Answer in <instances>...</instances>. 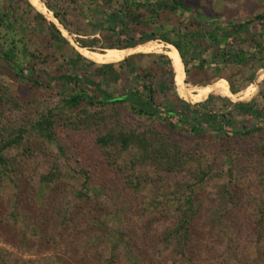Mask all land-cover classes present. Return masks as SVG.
Wrapping results in <instances>:
<instances>
[{"label": "rangeland", "instance_id": "1", "mask_svg": "<svg viewBox=\"0 0 264 264\" xmlns=\"http://www.w3.org/2000/svg\"><path fill=\"white\" fill-rule=\"evenodd\" d=\"M181 1L190 17L163 10L132 32L197 35L185 47L187 72L160 39L126 52L136 55L128 76L160 111L153 117L124 103L66 107L56 87L34 84L0 58V145L14 142L1 152L0 264H264V19H255L264 0ZM30 2L33 11L23 0H0V43L34 51L40 71H71L69 47L50 24L96 62L123 53H110L125 42L120 26H109L126 0ZM137 14L150 16L143 7ZM213 21L218 40L239 29L237 38L213 47ZM225 50L227 60L217 54ZM153 53L172 59L180 82L173 74L171 85ZM29 62L21 60L23 69ZM101 88L126 90L112 81ZM227 111L230 123L221 117ZM45 117L51 138L38 131ZM198 124L207 132L193 130Z\"/></svg>", "mask_w": 264, "mask_h": 264}, {"label": "trees", "instance_id": "2", "mask_svg": "<svg viewBox=\"0 0 264 264\" xmlns=\"http://www.w3.org/2000/svg\"><path fill=\"white\" fill-rule=\"evenodd\" d=\"M25 2V6H27L30 10H34L31 7L30 0L29 4L27 0H23ZM125 4L133 8L126 9V12H119L116 13V20L112 23H110V30H115L116 27H119L121 29V34H123V41L125 42L124 46L121 47H115V48H122L127 49L129 47H135L140 43H144L148 40H156L160 39L162 42L170 43L172 44L173 48L175 49L176 53L180 55L185 71L187 72V64H186V51L185 47L190 42H193L194 39L197 38V35L195 36L193 33H178V39L173 40L170 39L168 35L164 34H156L155 32H144L143 30L138 33V38L133 34V28L135 25H142L145 23H149L152 20V17H157L158 13L163 10H169L170 12H176L177 10H180L182 13L188 12L189 17L191 16V12L188 7L183 3L181 0H159L158 2H150V0H126ZM34 7V5H32ZM143 7L146 8L150 12V16L148 17H142L141 19L138 17V10ZM132 9V10H131ZM37 13V12H35ZM37 16L43 18V16L40 13L36 14ZM54 15L56 18H58V14L54 12ZM142 16L141 14H139ZM1 21L4 22L7 14L6 12L1 13ZM192 16H196V21L204 22L203 19L199 17V14L197 12H194ZM44 19V18H43ZM194 18L191 17V21ZM255 19L261 20L264 19V15H257L255 16ZM207 23H210L209 21H206ZM249 22V21H248ZM247 23V22H246ZM213 28H211V31L208 32V37L210 39L211 45L214 47L216 45L221 44H227L230 39L234 38L236 36L237 38V31L239 29H236L235 31H225L223 33V36H221V39L218 40L215 30L219 28L217 22H211L210 24ZM244 24H240L238 27H242ZM6 27H8L11 30L12 24L6 20ZM56 34H52L53 38L56 40L64 41L65 44L69 47L70 50V57H65L64 62L66 66H69L71 68V71L68 70L58 76H50L48 73L44 71H40L37 66L34 64L33 60L36 58L34 51H28L26 50L25 46H21L23 49H18L15 43H9L7 47H4L2 43H0V58L1 60L7 64L14 72L15 74H18L21 77H24L28 79L29 81L33 82L34 84L38 85H44L46 87L54 88L56 87L60 92L64 94V104L66 107L74 108L80 105L82 102H87L89 105L93 106H104L106 104H116V103H124L128 104L131 111L134 112L137 115H145L147 117H153L155 114L160 112L156 105L154 104V99L152 96H145L143 93L138 90L139 88H136V85H134L133 80H131V77L128 76L129 69L133 65V60L136 58V55L129 56L126 52L120 53V57L112 60L102 61V62H96L95 60H92L90 58H87L84 56L81 52L75 51V49L69 44L68 41H66L59 31L55 28L53 24H50V27ZM167 31V30H165ZM170 33V32H169ZM6 41V40H5ZM79 44L82 47H88L86 44H82L79 42ZM113 48V46L111 47ZM17 49V50H16ZM177 49V50H176ZM226 50L222 52H217V54L223 59L227 60L226 57ZM142 55V54H139ZM153 57L162 58L164 60L165 66L167 68V73L170 74V80L171 85L174 84L173 80V67L172 62L170 59H168L167 55L163 54H149ZM84 56V57H83ZM129 56V57H127ZM19 57L29 58L30 62L27 65L26 73H24L25 69L21 66V60L24 58H21L19 60ZM126 57V58H125ZM88 60H87V59ZM90 60V61H89ZM93 61V62H92ZM80 62L86 63L87 66L94 67L93 70L90 72L88 70H85L84 73L78 71V65ZM95 62V63H94ZM98 63V64H97ZM132 69V68H131ZM181 78H182V70H181ZM106 81H112L117 84L124 83V87H126L125 91L119 95H112L105 89L101 88V84ZM142 83V82H141ZM81 85L90 86L92 88V91L95 92V95L87 94L85 93V89L80 88ZM90 88V89H91ZM169 119L175 115L174 112L169 111L167 113ZM225 119V122L230 123V119L232 118V112L227 111L225 114H222V116ZM51 126V121L45 117L38 123V131L42 135H44L46 138H51L50 132L48 131V128ZM259 126L256 125V127H250L245 128L242 133L249 132L250 129H257ZM193 130L196 132L204 133L207 132V130L202 127V124H198L197 126H193ZM223 131V128H216L214 131ZM19 136H17L14 140H17ZM14 142L12 140L4 142L0 145V164H5V161L1 155V152L8 146L12 145Z\"/></svg>", "mask_w": 264, "mask_h": 264}, {"label": "bare ground", "instance_id": "3", "mask_svg": "<svg viewBox=\"0 0 264 264\" xmlns=\"http://www.w3.org/2000/svg\"><path fill=\"white\" fill-rule=\"evenodd\" d=\"M151 41V40H150ZM149 42V41H148ZM138 46V45H137ZM167 48H169L170 49V51H171V53H172V55H175V60H176V52H175V49L173 48V46L172 45H165ZM83 48V47H82ZM130 48V47H129ZM77 50L79 51V52H81L80 51V49L79 48H77ZM110 51V53H117V52H134L135 50H134V48H131V49H113V50H109ZM82 53V52H81ZM84 55V54H83ZM171 61H172V59H171ZM172 67H173V70L175 71V74L177 73V70L175 69V67H174V65H173V61H172ZM176 79H177V81L178 82H180V80L177 78V76H176Z\"/></svg>", "mask_w": 264, "mask_h": 264}, {"label": "water", "instance_id": "4", "mask_svg": "<svg viewBox=\"0 0 264 264\" xmlns=\"http://www.w3.org/2000/svg\"><path fill=\"white\" fill-rule=\"evenodd\" d=\"M148 41H150V40H148ZM148 41H146V42H148ZM174 46V45H173ZM175 47V46H174ZM177 50V49H176ZM180 56V55H179ZM181 58V57H180ZM182 60V59H181ZM182 64H183V61H182ZM183 70H184V72H185V68H184V64H183ZM173 73H174V78H175V76H176V74H175V71L173 70ZM174 80V79H173Z\"/></svg>", "mask_w": 264, "mask_h": 264}]
</instances>
